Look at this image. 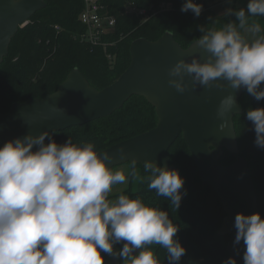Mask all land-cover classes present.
<instances>
[{
  "label": "clouds",
  "instance_id": "obj_1",
  "mask_svg": "<svg viewBox=\"0 0 264 264\" xmlns=\"http://www.w3.org/2000/svg\"><path fill=\"white\" fill-rule=\"evenodd\" d=\"M202 9L195 0L181 7L196 17ZM224 14L235 19L219 29L199 26L201 35L193 45L207 54L203 62L193 56L168 69V85L179 93L189 90L186 76L192 89L231 88L220 101V119L237 106L234 93L241 88L264 100V25L253 19L264 17V0H248L245 8ZM246 118L255 145L264 149V107L249 108ZM121 155L126 153L121 150ZM111 160L91 142L75 144L69 138L59 144L47 131L5 142L0 147V264H106V256L121 264H162L157 246L164 250L163 264H179L186 248L169 212L140 197L121 193L110 200L109 194L130 181L146 183L169 208L178 209L185 178L153 159L142 164L146 175L135 159L127 174L110 167ZM234 227V246L243 241L245 248L244 264H264L261 214L237 213ZM223 264L237 261L229 257Z\"/></svg>",
  "mask_w": 264,
  "mask_h": 264
},
{
  "label": "trees",
  "instance_id": "obj_2",
  "mask_svg": "<svg viewBox=\"0 0 264 264\" xmlns=\"http://www.w3.org/2000/svg\"><path fill=\"white\" fill-rule=\"evenodd\" d=\"M184 2L105 0L109 12L117 19L114 32L105 35L106 41L115 45L105 48L91 45L82 38L87 29L80 20L84 0H46V6L19 28L12 38L8 55L0 64V112H8L15 102L53 93L74 68H79L97 89L112 84L129 67L131 44L137 38L157 40L170 31L176 41L187 48L201 35L199 26L219 29L235 19L219 16L213 5L203 4L201 0L197 3L203 5L202 13L196 17L191 10L181 11ZM130 6L146 9L148 15L129 11ZM240 8L234 6L233 10ZM253 19L264 25V17ZM240 104L243 112L234 116L239 152L225 149L220 162L230 164L239 156L245 157L258 194L255 213L259 212L264 218V149L255 145L252 122L246 118L247 110L264 107V100L257 101L244 90ZM158 120L156 107L146 97L133 95L106 117L50 134L59 144L69 138L75 144L91 142L99 152L154 128ZM169 155L187 186V194L183 195L178 209L169 208L168 202L158 197L154 190H149L146 183L135 181H130L124 190L110 195L109 199L123 193L167 210L173 222L179 225L177 237L186 248L179 264H223L231 256L227 248L230 235L218 234L227 215L222 202L214 186L201 176L183 135L169 148ZM127 164L130 166L131 162ZM137 168L146 175L141 163H137ZM122 246L116 245L119 249ZM156 251L163 264L164 250L157 246ZM105 261L106 264H116L111 257L106 256ZM118 264H121L120 260Z\"/></svg>",
  "mask_w": 264,
  "mask_h": 264
},
{
  "label": "water",
  "instance_id": "obj_3",
  "mask_svg": "<svg viewBox=\"0 0 264 264\" xmlns=\"http://www.w3.org/2000/svg\"><path fill=\"white\" fill-rule=\"evenodd\" d=\"M45 6L46 0H0V64L8 55L19 28ZM193 44L182 47L170 31L157 40L137 38L131 44L129 67L102 89L92 86L80 69L74 68L53 93L15 102L8 112H0V147L17 137L60 131L106 117L133 95L144 96L156 107L157 125L99 152L112 155L113 160L108 162L112 168L133 159L141 164L153 159L178 170L171 162L169 148L183 135L201 176L214 186L227 213L218 234L230 235L227 246L230 256L237 264H244L243 241L234 246V220L237 213H255L258 194L245 157L239 156L230 164H222L220 159L225 149L239 152L234 116L243 112L240 98L245 89L234 93L237 106L220 119L217 115L220 101L233 92L231 88L197 86L192 89L188 76L185 77L189 83L186 92L179 93L170 87L168 69L178 60L190 62L196 56L203 62L207 58V54ZM121 150L125 156L121 155ZM181 192L187 194L185 183Z\"/></svg>",
  "mask_w": 264,
  "mask_h": 264
},
{
  "label": "built area",
  "instance_id": "obj_4",
  "mask_svg": "<svg viewBox=\"0 0 264 264\" xmlns=\"http://www.w3.org/2000/svg\"><path fill=\"white\" fill-rule=\"evenodd\" d=\"M197 3L198 0H195ZM84 8L80 16L81 22L87 27L82 38L87 43L94 46L108 47L115 45L114 42H108L105 35L114 32L117 19L112 15L105 3V0H84ZM129 11L148 15L146 9H138L136 6L127 8ZM57 29H60L57 26Z\"/></svg>",
  "mask_w": 264,
  "mask_h": 264
},
{
  "label": "rangeland",
  "instance_id": "obj_5",
  "mask_svg": "<svg viewBox=\"0 0 264 264\" xmlns=\"http://www.w3.org/2000/svg\"><path fill=\"white\" fill-rule=\"evenodd\" d=\"M212 1L215 3L213 4ZM204 2H206L208 5L213 4L214 5L213 8L216 11V13L219 16H225L224 13L229 8L233 9L234 6L245 8L248 0H236V1L230 0V2H229V0H201V3L205 4ZM114 169H123V170H125V172L127 174V172L130 170V166L127 163H124V164L118 165ZM127 186H128V184L115 186L113 188V191L109 194V196L124 190ZM113 199H115V198H113ZM116 248L119 249L118 247H116ZM113 260L116 264H118V259H113Z\"/></svg>",
  "mask_w": 264,
  "mask_h": 264
},
{
  "label": "crops",
  "instance_id": "obj_6",
  "mask_svg": "<svg viewBox=\"0 0 264 264\" xmlns=\"http://www.w3.org/2000/svg\"><path fill=\"white\" fill-rule=\"evenodd\" d=\"M212 3L214 4L215 2L212 1ZM213 4H212V5H213ZM213 6H214V5H213Z\"/></svg>",
  "mask_w": 264,
  "mask_h": 264
}]
</instances>
